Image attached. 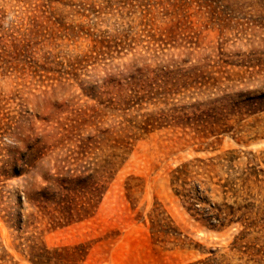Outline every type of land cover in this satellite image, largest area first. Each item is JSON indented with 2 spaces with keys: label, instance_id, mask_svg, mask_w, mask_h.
Here are the masks:
<instances>
[{
  "label": "rangeland",
  "instance_id": "obj_1",
  "mask_svg": "<svg viewBox=\"0 0 264 264\" xmlns=\"http://www.w3.org/2000/svg\"><path fill=\"white\" fill-rule=\"evenodd\" d=\"M0 264H264V0H0Z\"/></svg>",
  "mask_w": 264,
  "mask_h": 264
},
{
  "label": "trees",
  "instance_id": "obj_2",
  "mask_svg": "<svg viewBox=\"0 0 264 264\" xmlns=\"http://www.w3.org/2000/svg\"><path fill=\"white\" fill-rule=\"evenodd\" d=\"M83 191H38L33 197L34 207L38 213L48 218L51 224L65 221L66 223L81 220L82 217L89 214L85 207L73 206L71 203L73 199H69L71 194L74 197ZM71 193V194H70ZM59 195H65L61 198ZM65 197L68 198L72 209L66 203H62ZM65 205V206H64Z\"/></svg>",
  "mask_w": 264,
  "mask_h": 264
}]
</instances>
